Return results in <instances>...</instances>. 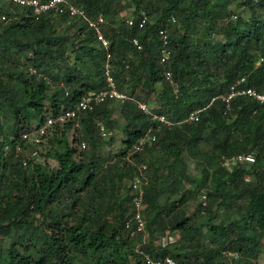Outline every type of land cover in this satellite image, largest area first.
Instances as JSON below:
<instances>
[{"label":"trees","instance_id":"obj_1","mask_svg":"<svg viewBox=\"0 0 264 264\" xmlns=\"http://www.w3.org/2000/svg\"><path fill=\"white\" fill-rule=\"evenodd\" d=\"M70 1L91 18L105 16L108 48L82 19L38 15L32 7L0 0V264H142L135 253L138 239L126 226L132 215L130 189L120 193L118 185L137 172L125 158L152 124L157 139L135 154L149 163L146 249L183 264H253L264 237V104L240 97L225 112L216 101L199 122L167 127L153 122L135 101L121 106V124L112 117L121 104L107 101L78 119L54 124L40 146L44 162L26 156L36 146L22 134L32 121L71 109L84 93L103 87L107 62L120 90L145 102L157 94L158 105L175 118L208 104L243 76L248 86L264 89V61L256 65L264 55V0H131L137 21L149 17L143 28L118 15L122 0ZM235 2L252 17L240 15L233 24ZM161 29L167 30L173 51L165 66L159 62ZM165 68L179 83L178 94L166 81ZM99 122L106 126L105 137ZM119 124L124 132L115 154L119 161L104 169L102 159L115 155L102 154L105 141L98 139L112 141ZM80 126L83 139L70 141V130ZM77 142L89 149H78ZM250 152L255 162L236 161ZM187 158L199 175L189 174ZM203 194L206 204L195 201ZM189 200L198 202L191 211ZM221 211L225 216L215 223ZM202 228L209 233L201 234ZM167 230L178 235L177 242L154 245ZM34 232L49 239L37 253L27 243ZM225 251H239L241 257Z\"/></svg>","mask_w":264,"mask_h":264},{"label":"built area","instance_id":"obj_2","mask_svg":"<svg viewBox=\"0 0 264 264\" xmlns=\"http://www.w3.org/2000/svg\"><path fill=\"white\" fill-rule=\"evenodd\" d=\"M17 6H28L32 7L36 14L41 13H54V14H64L68 13L71 16L82 19L88 23V26L94 30L97 39L102 43L105 48L109 47V39L106 37L104 32V26L106 24V18L102 13H99L96 18H91L88 12L75 4L70 0H7ZM257 2L259 0H256ZM149 17L143 15V17L137 21L134 17L128 20V24L138 25L139 28H143L148 22ZM160 36L163 38L162 46L160 47V56L159 62L163 66L167 65L170 61L173 51L169 47V35L166 29L160 30ZM133 43L141 49L142 44L140 43L137 37L133 38ZM262 60L264 57L261 58ZM105 69V81L106 84L103 88L97 90H90L84 93L76 106L66 110H61V112L55 114L50 112L45 121L38 123L37 121H32L29 125V128L23 132L22 137L29 142H32L36 147L33 149H28L26 151V156L34 158L38 161H45V157H42L39 150L41 144L46 140L47 135L50 133V129L56 123H65L69 120H75L80 117L82 113L92 112L101 104L107 101H119L124 103L128 100H131V96L128 93H125L123 90H120L117 87L115 77L112 75V69L110 63L107 62ZM164 75L166 81L169 83L170 87L174 90V93L178 94L180 91L179 83L176 81L175 76L171 69L165 68ZM248 85L247 76L236 79L228 88V90L216 98L222 100L225 105V112H228L232 108V100L237 96H250L257 101L264 103V90H259L255 87ZM213 98V101L216 99ZM139 107L147 114H149L154 120H158L164 125L171 126L174 122L165 114L154 111V107L147 105L146 103H139ZM205 108H199L198 110L191 113L190 120H198L199 112L203 111ZM77 123L75 126H78ZM100 131L102 136H106V126L103 123H100ZM156 139V134L154 133L153 127L151 126L144 137H142L139 142L133 147V151H140L143 147ZM81 149H86L87 145L85 142L80 144ZM20 149V148H18ZM238 160L243 161H254V156L252 154L248 155H239ZM24 164H27V159H25ZM51 164V162H50ZM148 167L147 164L140 165V173L132 180L130 183L131 194H132V215L128 219L126 225L129 228H132V235L137 233H142L145 238L149 231L147 229V220L145 218V204L144 199V187L147 184V177L144 174V170ZM168 240L167 237L163 238V243H166ZM140 252L144 255L145 264H179L173 257L166 256L164 259L157 258L148 253H143L141 249ZM231 256L232 253H229ZM238 257L236 253L234 255Z\"/></svg>","mask_w":264,"mask_h":264},{"label":"rangeland","instance_id":"obj_3","mask_svg":"<svg viewBox=\"0 0 264 264\" xmlns=\"http://www.w3.org/2000/svg\"><path fill=\"white\" fill-rule=\"evenodd\" d=\"M236 3L237 2L233 3L230 6V10L233 9V13H234V15L231 17L233 24L237 23L240 15L242 16V19L243 18L249 19L252 17V14L250 13L249 10H246L245 8H242V7H238V4H236ZM257 3H259V2H257ZM116 7H117L118 15L120 17L129 18V19L133 18L135 10H134V6L131 4V0H122L121 4L116 6ZM240 29L244 30V29H246V26L244 24H242L240 26ZM154 98L155 99L149 100L148 102H149V104H153L154 106H156V105H158L157 94H156V96H154ZM121 106L122 105H117L115 107L113 114H112V117L114 119L118 120L122 124L123 123V117L121 116V113H120L121 112ZM121 124L116 125L115 129L112 130V135L114 136L112 141H109L110 137L98 139V141H101V142L105 141V143L102 142L103 143L102 148H101L102 154L107 155L110 153L112 156V155H115L117 152H119V150L123 147L124 132L122 129H119ZM69 137H70V141H72L74 138H77V139L82 138L83 137L82 127L80 126V127H76V128L71 129L69 132ZM104 139H106V140H104ZM76 144H77L78 149H81V148H79V142L75 143L74 145H76ZM87 148L89 149V145L87 146ZM109 158L102 159V160H105L107 162L103 165L104 169H106L108 164L114 165V162L118 163V161H119V159H118L119 156L117 157L116 155L113 156V158L110 161H108ZM125 159H127V157ZM112 161H114V162L112 163ZM187 161L189 163V168H188L189 174L196 175V176L199 175L200 170L196 168V166L194 165V162L192 160H190L189 158H187ZM50 162H51V165H56V161L51 159ZM121 162L123 163V160ZM121 162H120V164H121ZM128 183H129L128 180H127V182H120V184L118 185L119 189H120V193H124L125 191H127V190H125V187L126 186L128 187ZM188 187H191V185H188ZM200 197H201V195H200ZM200 200H201V198H198V200L196 199L195 201H200ZM192 201H194V200H189V202L186 204L187 209L189 211H191L195 207V205L198 203V202H192ZM117 211H118V209H115L113 214H116ZM153 213H154V211L152 210V211H150L149 214H153ZM224 216H225V211H221L219 217H217L214 220L215 223H220L221 219ZM110 220H114V217L111 215H110ZM200 233L201 234L202 233L207 234L209 232L207 231V228H202ZM48 240L49 239H48V236L46 233H39V232L35 233L34 232L27 239V243L31 246V252L37 253V252H40V250L43 247V244L47 243ZM12 241H16V237H14V239H6L5 244H10V243H12ZM0 244H2V242H0ZM183 244L187 245L188 243L183 242ZM258 246L261 248V252H260L258 258H255L253 260V264H264V237L262 238V240ZM18 248L21 249V247L19 245H18ZM181 251H183V247L181 248Z\"/></svg>","mask_w":264,"mask_h":264},{"label":"clouds","instance_id":"obj_4","mask_svg":"<svg viewBox=\"0 0 264 264\" xmlns=\"http://www.w3.org/2000/svg\"><path fill=\"white\" fill-rule=\"evenodd\" d=\"M106 24H107V22H106ZM105 24V25H106ZM105 27V26H104ZM93 30V29H92ZM94 31V30H93ZM105 32V31H104ZM262 57H264V55H262V56H260L259 57V59H258V61H257V65H260L263 61H264V59L262 60L261 58ZM241 78V77H240ZM247 78H248V76H247ZM238 79V78H237ZM249 83V82H248ZM105 84H106V81H105ZM105 84L103 85V87L105 86ZM232 84V83H231ZM230 84V85H231ZM229 85V86H230ZM170 86V85H169ZM103 87H101V88H103ZM246 87H249L248 85L246 86ZM253 87V86H252ZM101 88H99V89H101ZM229 88V87H228ZM228 88L225 90V91H223V92H220L219 94H217L215 97H213V98H216L217 96H219L220 94H222V93H224V92H226L227 90H228ZM256 88V87H255ZM98 89V90H99ZM258 89V88H257ZM93 90H97V89H93ZM259 90H264V89H259ZM130 95V94H129ZM240 97H249V98H252V97H250V96H237V97H235L233 100H232V106H233V102H234V100L235 99H237V98H240ZM132 98V97H131ZM213 98L211 99V101L208 103V104H205V105H203V106H200V107H197L196 109H194V110H192V111H190L189 113H187V115L186 116H184V117H180V118H174V117H172V116H170L166 111H165V109L162 107V106H159V105H156V106H154L153 104H149V102H145V101H138V100H135V98H132L131 100H128V101H126V102H124V103H121V102H119V101H116V100H114V101H112V102H116V103H118V104H121V105H123V104H125V103H127V102H129V101H135L138 105H139V103H146L147 105H149V106H152V107H154V111H156V112H159V113H165L174 123L171 125V126H167V125H164L163 123H161L160 121V123L162 124V125H164V126H167V127H174V126H176V125H178V124H182V123H184V122H199L200 121V118H201V115H202V113H204L208 108H210L216 101H221L222 102V100L221 99H219V98H216L214 101H213ZM254 101H257L256 99H254V98H252ZM110 101V100H109ZM257 102H259V101H257ZM260 104H264V103H261V102H259ZM222 104L224 105V103L222 102ZM140 108V107H139ZM199 108H205L203 111H201V112H199V119L198 120H190L189 119V117H190V115H191V113L192 112H194V111H196V110H198ZM224 108H225V105H224ZM141 109V108H140ZM232 109V108H231ZM230 109V110H231ZM142 110V109H141ZM229 110V111H230ZM143 111V110H142ZM228 111V112H229ZM144 112V111H143ZM145 113V112H144ZM146 115H148L150 118H151V120L153 121V122H155L156 123V121H158V120H154L149 114H147V113H145ZM152 127H153V130H154V133L156 134V132H155V127H154V125L152 124L151 125ZM150 126V127H151ZM150 127H148L147 129H146V131L144 132V135L142 136V137H144L145 136V134H146V132H147V130L150 128ZM141 137V138H142ZM141 138H139L138 140H137V142L129 149V151H128V154H127V159H128V161H130L131 163H133V164H136L137 165V167H138V170H137V172L131 177V179H129L128 180V188L130 189V191H129V195H130V197H131V211H132V208H133V204H132V194H131V186H130V183L132 182V180L140 173V165L141 164H147L148 165V167H147V169L146 170H144V174H145V176L147 177V179H148V181H147V184H148V182H149V177L147 176V170H148V168H149V163H148V161H138V159L135 157V154H140V153H142L148 146H150V145H152L154 142H155V140L157 139V134H156V139L155 140H153V141H151V142H149V143H147L144 147H143V149L142 150H140V151H133V147L139 142V140L141 139ZM248 154H252L253 156H254V161H243V162H241V161H239L238 160V157H239V155H248ZM239 155H237L236 156V161H238V162H240V163H247V164H251V163H253V162H255V160H256V157H255V155H254V153H252V152H250V153H241V154H239ZM138 161V162H137ZM247 180H249V176H246L245 177ZM146 184V185H147ZM145 185V186H146ZM144 191H145V187H144ZM144 195H145V193H144ZM201 201L204 203V204H206V195L205 194H203L202 196H201ZM143 202H144V204H145V208H146V203H145V201L143 200ZM127 226V225H126ZM127 228H129V227H127ZM130 230H131V236H133V237H135V238H137L138 240H137V245L135 246V253H136V255L139 257V258H141V261H142V264H145V261H144V255L142 254V252H140L139 251V249H141L142 251H143V253H148V254H150V255H152V256H155V257H157V258H160V259H164L166 256H171V255H166V256H164V257H160V256H158V255H155V254H152L151 252H149L147 249H146V246L150 243V241H151V235H150V233H148V235L144 238L143 237V234L142 233H137V234H135V235H132V228H129ZM147 229H148V227H147ZM149 231V230H148ZM140 234V235H139ZM165 237H167L168 238V240H167V242L166 243H163V238H165ZM175 239V240H174ZM177 240H178V235L176 234V233H170L168 230L165 232V234L164 235H162L160 238H158V239H156L155 241H154V245H156V246H161V247H166V246H168V245H171V244H175L176 242H177ZM225 253H227L230 257H232V258H237V259H239L240 257H241V254L239 253V251H225ZM229 253H232L233 255L231 256ZM238 254V257H235L234 255L235 254ZM172 257V256H171ZM174 258V257H173ZM179 264H183V263H181V262H179L176 258H174Z\"/></svg>","mask_w":264,"mask_h":264}]
</instances>
